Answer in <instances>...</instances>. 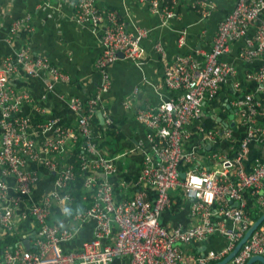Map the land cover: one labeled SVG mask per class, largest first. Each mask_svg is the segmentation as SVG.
Masks as SVG:
<instances>
[{
  "label": "built area",
  "instance_id": "2783aa9c",
  "mask_svg": "<svg viewBox=\"0 0 264 264\" xmlns=\"http://www.w3.org/2000/svg\"><path fill=\"white\" fill-rule=\"evenodd\" d=\"M147 1L151 10L165 19L178 16L180 0ZM185 5L206 16L214 3L186 0ZM74 10L78 22L96 25L99 31L103 61L97 91L106 92L111 85L107 64L118 59L119 53L124 58H141L142 42L150 28L128 29L115 10L98 7L97 0H77ZM31 20L28 13L13 19L6 38L22 31L30 33ZM240 38L238 58L246 63L256 61V67L243 75V82L255 83L249 92H241L236 66L222 58L230 44ZM185 43V34L180 32L177 44ZM153 48L164 56L161 42H155ZM19 69L32 76L46 71L49 88L68 80L46 54L30 51L26 43L14 55L0 60V240L13 237L24 214L35 223L28 248L17 242H0V264H113L115 260L120 264H212L226 256L253 223L244 210V190H249L258 212L264 211V157H254L249 170L241 165L249 142L264 140L260 120L264 114V0H234L217 22L209 50H190L166 63L163 83L172 94L158 104L134 109L145 136L137 144L142 151L139 171L128 180L119 178L114 158L102 152V132L98 138L92 134L100 95L85 102L78 97L67 101L76 113L74 128L61 126L54 118L33 121L20 113L21 105L30 99L29 93L9 85V75ZM226 82L236 95L229 101L232 115L244 127L238 139L232 138L230 128L222 123L204 124L205 114L216 111L212 101ZM37 110L44 112L45 107L38 104ZM211 117L216 120L217 116ZM102 120L106 127L112 123L105 112ZM37 132L43 133L40 142L35 137ZM78 138L81 150L77 167L85 190L81 198L88 199V205L73 209L67 224L50 222L53 207L65 209L73 201L70 183L77 168L69 161L61 162L59 155L69 140ZM227 141H232L230 149L237 143L234 156L219 147ZM30 163L52 174V188L39 200L32 199L30 193L41 174L30 168ZM180 164L187 167L185 171L179 169ZM213 164L216 168L211 167ZM180 172L185 174L183 178ZM172 190H180L190 201L189 216L194 220L190 226L159 221L174 201ZM26 199V207L21 209ZM89 219L93 221L90 239L78 247H68L78 228ZM215 235L225 239L220 249L195 253L189 248ZM255 254L264 256V221L227 264H245Z\"/></svg>",
  "mask_w": 264,
  "mask_h": 264
},
{
  "label": "crops",
  "instance_id": "0c3cea01",
  "mask_svg": "<svg viewBox=\"0 0 264 264\" xmlns=\"http://www.w3.org/2000/svg\"><path fill=\"white\" fill-rule=\"evenodd\" d=\"M76 1L0 0V60L5 56L14 55L15 51L26 43L30 51L46 54L68 76L65 82H56L52 88H49L47 84L50 80L46 71L32 76L19 69L9 75V85L13 89L26 90L29 93L30 99L21 105L20 113L29 115L33 121L54 118L61 126L74 125L76 113L69 108L67 101L71 97H78L85 102L89 98L100 95L93 117L97 127L101 125L104 129L100 131L102 132L99 140V144H102L100 148L106 156L114 158L119 170V178L128 180L139 171L142 151L137 144L145 136V129L135 118L134 109L146 104H158L172 94V91L163 83L166 63H170L175 60L176 56L190 50H200V52L209 50L217 22L231 9L234 0H212L214 6L206 16L191 10L185 5L186 0H180L178 16L166 19L154 13L147 0H97L98 7L115 10L128 29L134 30L136 26L150 28L149 35L142 42L144 53L141 58L133 60L119 57L107 66L105 65L110 74L111 85L106 92L102 93H98L97 84L100 80L103 61V44L96 25L80 23L75 19ZM26 13L31 16L32 31L30 33L22 31L10 39L6 38L12 20ZM180 32L185 34L186 43L183 46L177 44ZM157 41L161 42L164 47V56L153 48ZM241 44L242 38L233 41L222 58L236 66L238 79L241 80V92H249L254 89L255 83L253 81L243 82V75L246 71L256 67V61L246 63L238 58L237 54ZM222 88L224 90H221ZM219 90L217 97L212 101L216 104V111L206 113L203 119L205 121L212 114H216L217 121L214 119V122L228 126L232 138L238 139L243 134L244 127L236 123L234 115L230 118L233 109L229 105V101L236 95L234 93L227 96L228 90L233 91L230 82L221 84ZM38 104L45 107L44 112L37 110ZM102 112L111 117L112 123L108 127L113 129L108 130V127L104 125ZM231 122H233L232 126ZM261 122L264 126V122ZM115 133L119 134V137H115ZM42 135L41 132L35 133L36 140L40 142ZM74 142L73 140L67 142L69 145L65 152L59 155L61 162L67 161L71 144ZM231 142H222L219 147L228 150ZM234 144L236 146L237 143ZM207 148L209 149L210 145ZM257 156L264 157V140L249 142L247 152L241 161L242 167L249 170L252 159ZM29 167L37 169L41 174L40 181L30 193L32 199L39 200L45 192L52 188V174L32 163ZM211 167L216 168L214 164ZM262 188L264 189V185ZM181 194L180 190L171 191L173 199L180 198L182 204L175 209L169 208L163 211L159 216L161 223L169 226H190L194 223L189 216L190 201L184 199ZM27 202L28 199L21 204V209L26 207ZM231 204L235 205V202L232 201ZM16 214L21 215L18 211ZM54 217L56 222L61 220L58 216ZM16 226L13 235L15 239L11 243L17 242L26 248L24 241L30 245L28 238L34 230L35 223L32 218L24 214L17 221ZM92 231V219L86 220L67 246L78 247L83 241L90 239ZM224 243L223 237L215 235L189 248L195 253L208 252L220 249ZM120 263L118 260L113 262V264Z\"/></svg>",
  "mask_w": 264,
  "mask_h": 264
},
{
  "label": "trees",
  "instance_id": "16d2710c",
  "mask_svg": "<svg viewBox=\"0 0 264 264\" xmlns=\"http://www.w3.org/2000/svg\"><path fill=\"white\" fill-rule=\"evenodd\" d=\"M221 90H224V88H222ZM220 91V90H219ZM234 94L233 91H229L228 90V95ZM262 101H263V108H264V95L262 96ZM260 120L264 122V115L262 117H260ZM96 121V120H95ZM94 121V119L92 120V134L94 137L98 138V135L101 133V129L104 130L103 128H101V125L99 127H97L96 122ZM205 125L206 126H210L211 124H214V119L212 117H208L205 119ZM76 123L74 125H70L73 126V128L75 127ZM108 127V130L113 129ZM107 129V128H106ZM78 133V132H77ZM113 133V132H111ZM104 134L105 131H104ZM108 134V133H107ZM115 137H119V134L115 133L114 134ZM103 141H101L102 143ZM72 147L69 151V156L67 157V161L74 163L77 170H76V174H75V180L71 181L70 183V189L72 191V195H73V201L69 204H67L64 208H60V207H53L52 210V216L49 218V221L51 222H56L57 220L54 219V216H58L59 218H61V220L59 222L63 223V224H67L68 221L70 220L71 217V213L73 211V209L75 208H83L85 206L88 205V199L87 200H82L81 198V194L85 192V190L82 187V173L81 171L78 170V161H77V155L80 152L81 148V140L80 138H78L77 141L74 142V144H71ZM102 144H99V146H101ZM236 148L237 146H234V148L228 149V155L230 156H234L236 154ZM186 166L180 164L179 165V169L181 171H185L186 170ZM243 198H244V210L247 211L250 215L251 218L254 220H256L261 213L258 212V210L254 207V201L252 196L249 193V190H244L243 191ZM182 204L181 199L177 198L174 199L171 208L175 209L176 207H179ZM14 236H5L4 238H2V240H0V242H6V243H11L14 241Z\"/></svg>",
  "mask_w": 264,
  "mask_h": 264
},
{
  "label": "water",
  "instance_id": "95a60500",
  "mask_svg": "<svg viewBox=\"0 0 264 264\" xmlns=\"http://www.w3.org/2000/svg\"><path fill=\"white\" fill-rule=\"evenodd\" d=\"M119 57H122L121 53H119ZM232 117H233L232 114H230V118H232ZM217 119L219 120L220 118H217ZM223 123L227 124L225 122H223ZM230 125L232 126L233 122H231ZM208 147H209V145H208ZM179 175H180V177L183 178L185 174L183 172H180ZM263 221H264V211L256 220L253 221V223L249 226V228L244 232L243 236L238 240V242L235 244L233 249L226 256H224L221 260H219L218 262L212 263V264H227L229 262V260L232 258V256L238 251L240 246L246 241V239L249 237V235L252 233V231H254V229L256 227H258ZM24 245L26 246V248L29 247L27 241H24ZM255 261H258L261 264H264V256L259 255V254L252 255L251 257H249L247 259L245 264H252Z\"/></svg>",
  "mask_w": 264,
  "mask_h": 264
},
{
  "label": "snow or ice",
  "instance_id": "6c2138e0",
  "mask_svg": "<svg viewBox=\"0 0 264 264\" xmlns=\"http://www.w3.org/2000/svg\"><path fill=\"white\" fill-rule=\"evenodd\" d=\"M193 179H195V178H193Z\"/></svg>",
  "mask_w": 264,
  "mask_h": 264
}]
</instances>
